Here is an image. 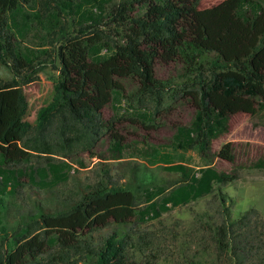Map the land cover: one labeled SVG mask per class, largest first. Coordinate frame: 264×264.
<instances>
[{"label":"trees","instance_id":"obj_1","mask_svg":"<svg viewBox=\"0 0 264 264\" xmlns=\"http://www.w3.org/2000/svg\"><path fill=\"white\" fill-rule=\"evenodd\" d=\"M199 2L0 0V62L15 76L24 69L36 73L47 54L43 42L21 45L29 32L39 28L60 42L53 93L34 123L26 120L22 88L33 78L0 82V264H128L133 237L121 228L158 219L235 179L234 172L211 164V143L228 132L235 113L264 125V6L261 0H223L199 9ZM159 62L172 65L175 75L159 78ZM165 93L189 94L195 103L189 121L176 125L170 148L112 135L107 150L111 159L162 166L178 176L173 185L156 183L146 172L132 183L118 182L104 164L97 179L77 186L60 209L48 212L36 204L32 218L7 234L8 199L25 187L53 191L66 184L76 170L67 158L93 149L118 121L152 122L150 104ZM191 151L200 164L185 156ZM218 156L233 162V144ZM76 165L86 167L81 159ZM249 167L264 169V156ZM221 196V219L206 222L216 259L264 264V219L254 209L233 217ZM38 220L41 233L33 227Z\"/></svg>","mask_w":264,"mask_h":264},{"label":"rangeland","instance_id":"obj_2","mask_svg":"<svg viewBox=\"0 0 264 264\" xmlns=\"http://www.w3.org/2000/svg\"><path fill=\"white\" fill-rule=\"evenodd\" d=\"M119 1L116 0V2ZM222 1L200 0L198 8H210ZM261 2L264 6V0ZM104 28L108 30L110 25ZM4 32L0 28L1 36ZM21 42H23L21 45L32 48H38L41 42L45 44L47 54L41 57L43 65L36 66L35 69H40L34 74L32 70L24 69L19 76H15L8 65L0 62V82H11L14 78L21 80L20 78L27 75L33 78V81L22 84V88L28 101L26 120L34 123L37 109L49 101L53 93V82L59 68L56 52L60 42L53 36H46L39 28L29 32ZM8 59V64L11 65L13 63L11 57ZM174 69L168 63L159 62L156 73L159 78L166 79L175 75ZM126 85L128 88L132 87L130 83ZM150 109L154 112L152 122L143 124L129 120L118 121L93 149L67 158L74 163L76 170L71 171L66 184L58 186L53 191L25 187L15 198L8 199L6 210H3L7 234H13L15 230L28 222V218H32L28 215L34 212L36 204L44 206V210L48 212L60 209L62 200L69 199L70 193L77 186L97 179L100 168L104 164H107L106 167L109 168L112 179L118 182L132 183L135 175L146 172L155 179L156 183L173 185L178 176L166 171L162 166H149L139 159H111L107 150L112 135H119L124 140L160 143L170 148V138L176 125L186 124L189 121L194 112L195 103L189 94L172 98L165 93L160 103L150 104ZM109 114L108 109L103 112L105 117ZM229 142L234 147L233 162L218 156L221 148ZM185 156L194 166L201 163L196 152H188ZM263 156L264 125L258 118L247 113L238 112L231 115L228 132L212 141L210 157L211 164L215 168L234 172L235 179L219 185L212 194L163 213L158 219L137 225L129 224L121 228L133 237L128 264H188L192 259H199L203 264H221V261L216 259L215 250L211 247L210 232L206 222H219L221 219V195L225 197V205L233 217L245 210L254 209L259 217L264 219V169L249 167L251 162ZM77 159L83 160L86 167L76 165ZM33 225L36 232H42L41 220L34 222ZM107 233L108 231L105 230L100 234ZM2 235L3 233L0 232V248L3 250L5 240L1 238ZM202 248L203 252H201Z\"/></svg>","mask_w":264,"mask_h":264}]
</instances>
